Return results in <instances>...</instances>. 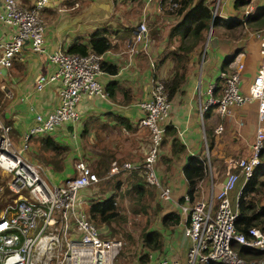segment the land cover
<instances>
[{
  "label": "crops",
  "instance_id": "0c3cea01",
  "mask_svg": "<svg viewBox=\"0 0 264 264\" xmlns=\"http://www.w3.org/2000/svg\"><path fill=\"white\" fill-rule=\"evenodd\" d=\"M33 1L20 0L25 5H30ZM235 1L222 0L219 16L242 20L247 2L253 4V12L264 7V0H241L243 2L240 1L238 4ZM59 2L61 8L50 5L42 11L45 22L44 38L49 52L59 47L67 49L75 41H86L91 32L108 29L107 34L112 44L109 49L102 52V61L115 65L117 69L116 72L103 70L99 75L104 87L114 83L111 87L113 91L111 97L83 95L76 104L78 115L74 120H65L52 130L42 133L69 147L61 169L55 170L52 164H44L46 174L53 182H61L73 174L75 161L85 156L89 158L88 162L93 167L100 157L107 159H105L107 166L109 158L131 162L143 159L149 133L146 128L137 125L142 115L139 102L149 97L154 75L166 79L170 74L173 61L169 52L178 42V35L171 32L172 27L180 21L178 14L171 8L175 0L161 3L157 1L147 3L145 0H59ZM2 11L3 5L0 0V13ZM143 19L147 24L146 39L134 42L133 50H129L138 24ZM235 27H239V30L233 34L234 27L228 29L219 24L213 26L212 22L211 29L215 28V33L207 36L210 44L208 49L206 47L208 54L205 55V60L200 62L199 51L202 42L189 53L187 77L180 90L170 99L171 108L164 122L165 126L175 128V136L185 145V150L175 155L172 148L173 136L165 135L156 167L161 180L170 187L173 199L169 204L159 199L160 205L147 228L159 230L163 244L159 249L140 247L138 261L142 255L145 256L143 257L145 261L159 257H169L181 262L186 259L189 239L184 233V218L179 203L184 202L188 187L182 168L189 155L205 157L207 171L199 184L201 186L203 182L209 190L211 177L213 180L215 178L216 183L225 179V172H221L222 166L225 169L229 168L231 158L246 156L250 152V144L260 122L257 100L253 99L235 106L234 116L220 117L214 108L209 115L203 114L202 118L199 113V104L204 102L208 95L207 87L216 81L221 68L228 67V65L221 67L226 57L233 56L238 51L243 52L241 55L245 64L241 81L243 91L247 90L256 72L260 58L258 39L253 36L252 29H248L244 24ZM109 29H112L111 32ZM15 31V25L0 19V42L11 39ZM57 68V62L49 60L47 54L35 53L25 48L22 56L16 57L12 66L0 69V88L3 90L0 96V122L10 124L15 130L16 138L13 140L17 147L23 144V137L33 124L35 115H47L58 105L61 86L59 79L48 81L41 88L35 85L38 74L47 76ZM116 115L122 116L126 123L114 117ZM215 117L217 119L214 122ZM218 123L223 127L220 133L215 131ZM261 123L264 124V121ZM207 129L211 130L214 139L211 147L208 146ZM220 136L224 139L219 140ZM216 145L221 148L217 149ZM26 152L30 155L29 158L36 160L34 147L30 144L23 150L25 155ZM209 155H213V158ZM208 174L209 179L205 180ZM114 176L108 175L106 178L110 177L108 180L112 182L116 179ZM246 181L241 175L235 183L239 184L237 190L240 191ZM103 182L105 183V180ZM124 184L122 182L121 186ZM110 188H113V185ZM101 190L106 196L115 189ZM85 191L81 192L87 197L88 203L85 205L87 209L95 196H89ZM263 194L264 189L259 194V205H264ZM236 207L238 206L235 205L233 208ZM170 210L178 212L180 221L175 225H164L161 216ZM101 227L108 231L107 225Z\"/></svg>",
  "mask_w": 264,
  "mask_h": 264
},
{
  "label": "built area",
  "instance_id": "2783aa9c",
  "mask_svg": "<svg viewBox=\"0 0 264 264\" xmlns=\"http://www.w3.org/2000/svg\"><path fill=\"white\" fill-rule=\"evenodd\" d=\"M145 1L161 3L167 0ZM221 1L215 0L211 4L212 21L219 15ZM2 5L0 19L15 25L16 31L11 39L0 42V69L9 68L13 59L21 57L24 49L28 48L35 53L47 54L49 60L58 64L52 74H38L35 85L41 88L46 82L59 79L61 86L58 105L47 115H35L20 147L15 145L11 136V125L0 122V170L10 174L7 186L16 195L7 213L0 214V264H114L123 241L101 234L99 227L88 217L85 208L88 200L81 192L96 186L101 180L89 162L78 158L74 163L73 174L61 182H53L47 176L43 163L23 153L28 147L30 136L48 132L65 120H74L78 115L76 104L83 95H107L99 78L103 72L102 53L94 50L79 53L61 47L49 52L44 38L42 11L50 5L61 8L59 0H34L30 5L22 4L20 0H2ZM253 10V4L247 2L243 19ZM251 32L258 39L260 58L247 90L241 89L245 64L241 58L243 52L238 51L233 54L228 67L218 72V77L222 79L219 94H214L216 83L212 82L207 87V98L199 104L201 118L210 104H214V110L220 117H226L234 116L235 106L257 100L260 122L249 154L229 160V168L222 182L216 183L211 177L206 197L191 199L185 194L184 202L179 203L184 218V233L189 239L183 262L159 257L147 261L137 260L134 264H264V256L246 258L233 247L236 242L264 252V230L253 225L247 232L239 231L235 226L239 209L231 207L228 195L241 175L245 181L249 179L255 166L260 163L264 149V124L261 123L264 121V26ZM210 34L209 31L208 37ZM146 35L147 24L143 19L138 24L129 50H133L134 42L145 40ZM206 44L201 63L206 55ZM139 105L142 115L137 125L146 128L149 133L143 159L131 162L113 158L107 175L138 169L146 183L156 187L160 199L171 202V189L161 180L156 167L165 132L164 122L171 108L166 79L154 75L149 97L141 100ZM222 128V124L218 123L216 133H220ZM55 214L73 217L77 229L74 237L67 230V221L63 222L60 236H56L53 228Z\"/></svg>",
  "mask_w": 264,
  "mask_h": 264
},
{
  "label": "trees",
  "instance_id": "16d2710c",
  "mask_svg": "<svg viewBox=\"0 0 264 264\" xmlns=\"http://www.w3.org/2000/svg\"><path fill=\"white\" fill-rule=\"evenodd\" d=\"M175 1H178L179 3L172 9V11H175L178 14L180 21L172 27L171 32L178 35V42L169 52L173 61L170 74L166 78V87L169 99H171L175 93L180 90L181 85L185 81L188 73L189 53L196 45L205 40L207 34L206 31L209 29L212 18L211 0H196L194 2H192L193 0ZM240 1L241 0H236L235 3L237 2L238 4ZM212 22L215 26L219 24L228 29L233 27L236 28L235 26L243 24L249 29L261 28L264 26V7L250 13L242 20L233 17L223 18L217 14ZM111 30L112 29H109L110 32ZM107 31L108 29L91 32L86 41H75L67 47V50L79 53H86L88 50H94L102 53L109 49L112 44ZM232 57L233 56L226 57L222 61L221 67H226ZM14 61L15 59H13V62ZM101 67L103 70H107L109 72H116L117 69L115 65L104 61H102ZM215 83L216 87L214 89V94L216 95L219 94V90L222 86V79L217 77ZM113 85L114 83H111L105 87V91L110 97L113 93L111 89ZM2 94L3 90L0 88V96ZM213 108L214 104H210L205 110L204 116L209 115ZM114 117L121 120V122L126 123L122 116L116 115ZM10 133L13 139H15V130L11 128ZM166 134L173 136L172 148L175 155L185 150V145L179 142L175 136V128L170 125L165 126V132L161 144L163 143ZM206 135L208 137V146L211 147L214 139L210 129L206 130ZM29 144L34 147L35 158L38 162L43 164L50 163L53 165L55 170H59L63 167L64 156L69 148L66 144L58 142L55 138L48 134H36L30 136L28 139V145ZM100 158L94 165L96 173L101 177V180H99L97 184L103 182L104 180H106V183L111 182V180H108L110 177L106 178L104 176H108V166L113 158H109L108 166L105 162L106 158ZM205 160L204 156L189 155L186 163L183 165V174L188 182L186 194H188L191 199H194L196 195H198L199 181L206 175L207 165ZM123 172L126 173L125 178L114 176L122 175ZM112 175L116 178L112 181L113 188L120 189L122 182L125 183L123 185L124 187L127 186L126 191L130 193V197L132 199V212L134 214L140 213L145 216L143 222L140 224L137 235L138 240L141 241L142 247H147L149 249L161 248L163 244L161 232L157 229H147L150 223H152L153 215L157 212L160 205L156 187L146 183L144 175L138 169L131 171H119L118 173ZM263 189L264 162L255 166L251 176L244 183L238 196L239 215L235 220V226L239 231L247 232V229L253 225H257L264 230V205L258 204V196L260 192L262 193ZM10 192L12 193V191ZM153 204L155 207H153ZM87 213L88 217L96 225H107L109 227V235H113L115 233V224L124 223L127 220L126 215L120 209L117 190H114L106 196L92 199L87 207ZM179 221L180 215L174 210H170L161 216V222L164 225H175ZM233 247L237 249L241 256L246 258H260L264 255L263 251L247 247L241 243L234 242ZM143 257L145 256H140V261H145Z\"/></svg>",
  "mask_w": 264,
  "mask_h": 264
},
{
  "label": "rangeland",
  "instance_id": "374dc122",
  "mask_svg": "<svg viewBox=\"0 0 264 264\" xmlns=\"http://www.w3.org/2000/svg\"><path fill=\"white\" fill-rule=\"evenodd\" d=\"M212 2L214 3L215 0H212ZM212 2H211V4H212ZM178 3H179L178 1H175L174 4L172 5V9L175 8L178 5ZM211 22H212V18H211ZM211 22H210V24H211ZM210 27H211V25H209V29H210ZM209 29L206 31V33H207L206 38H205V40L202 41L201 48L199 51L200 62H201V56H202L203 48L205 46V42H206L207 36L209 34V31L211 32V35H213L215 33V28L211 29V30H209ZM238 30H239V27L235 28L233 30L234 31L233 34H236V32ZM209 40L210 39L208 38L207 44H206L207 49L209 48V44H210ZM206 54H208V52H206ZM216 119H217V117H215L214 122ZM223 139H224L223 136L219 137V140H223ZM215 147L217 149L221 148V146L218 147V145H216ZM263 152H264V150H263ZM263 152L260 155V163H262V160L264 159ZM210 153H212V150H210ZM26 156L29 157L30 155L27 153ZM209 156L211 158H213V155H209ZM235 157L236 156H234L233 158H235ZM84 158L87 161L89 159L86 156ZM229 158H231V157H229ZM89 164L94 169V167L92 166V164L90 162H89ZM221 169H222L221 172H225V174H226L228 168L225 169L222 166ZM125 176H126V174H122V178H125ZM9 177H10V174L4 173L0 170V214L2 212L7 213L8 207H10L11 205L14 204V199L16 198V195L11 193L9 191L8 186H7V182H8ZM207 179H209V174L206 176L205 180H207ZM214 181L217 182L215 180V178H214ZM238 182H237V185H235V187H233L229 191V194H228L232 208L236 205V200H237L238 191H239V190H237V188L239 187ZM112 185H113L112 182H107V183L106 182L105 183L100 182L96 186L89 187V188L84 189V190H86L85 192L87 195L95 196L94 198L96 199L98 197H103L105 195V194L101 193V191H102L101 189H113V188H110ZM120 187H121L120 189H117V188H114V189L117 190V192H118L119 202H121L120 203L121 210L125 213L127 220L124 223L115 224V233L113 235L108 234L109 228H108V231H106L105 227L102 228L101 226H98V225H97V227H99L102 235L107 236V237L119 238L123 241L122 247L119 249L118 254L114 260L115 264H134L137 261L138 254L141 252L140 247H142V246H141L140 241L137 238V235L139 232L140 224L143 222L144 216L142 214L137 215V214H134L132 212V208H131V200L132 199L130 197V193H128L126 191L127 186L126 187L120 186ZM95 191H96V193H95ZM207 193H208L207 187H205L204 183L202 182L201 186L199 187V190H198V195H196L195 198H204V197H206ZM263 196H264V194H263ZM157 197H159L158 192H157ZM259 197H260V195L258 196V198ZM159 199H160V197H159ZM163 202H165L166 204H169V202H166V201H163ZM153 218H154V215H153ZM64 221H67L69 223L67 230L70 233V236L74 237L77 233V229L75 227L73 217H70V218L63 217L60 214H55V224H54L53 228L55 230L56 236L59 237L60 234L62 233V227H63Z\"/></svg>",
  "mask_w": 264,
  "mask_h": 264
},
{
  "label": "water",
  "instance_id": "95a60500",
  "mask_svg": "<svg viewBox=\"0 0 264 264\" xmlns=\"http://www.w3.org/2000/svg\"><path fill=\"white\" fill-rule=\"evenodd\" d=\"M210 25H212V22H211V24Z\"/></svg>",
  "mask_w": 264,
  "mask_h": 264
}]
</instances>
